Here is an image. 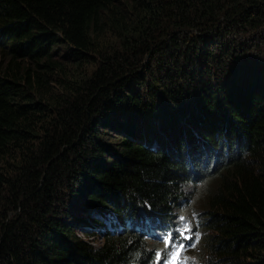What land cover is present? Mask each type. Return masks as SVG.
Instances as JSON below:
<instances>
[{"label":"trees","instance_id":"1","mask_svg":"<svg viewBox=\"0 0 264 264\" xmlns=\"http://www.w3.org/2000/svg\"><path fill=\"white\" fill-rule=\"evenodd\" d=\"M166 237L264 264V0H0V264H154Z\"/></svg>","mask_w":264,"mask_h":264},{"label":"rangeland","instance_id":"2","mask_svg":"<svg viewBox=\"0 0 264 264\" xmlns=\"http://www.w3.org/2000/svg\"><path fill=\"white\" fill-rule=\"evenodd\" d=\"M112 41L114 42L113 39H110L105 44L107 46L113 45ZM251 55H253V52L249 53V56H251ZM143 63H145V58L143 59L141 64L143 65ZM202 181L203 182H200V184L196 183L195 188H194L193 185H189V188L187 189L188 194H189L188 195V202L184 205L185 207L183 209H181L182 213L179 214V215L188 216L193 211L195 213H198L200 218H204L205 217V213H204L203 207L199 208V206H198V203L201 202L199 200L201 198L200 194L202 193V189L201 188L204 187V185L206 183V179H203ZM66 197H69V196H66ZM75 202H79V201L75 200ZM176 212L177 211L174 209L172 213L175 214ZM95 213H98V212L95 211ZM73 215H75L74 212L71 213L70 217H72ZM92 215H93V213H92ZM80 217L85 220L87 215L82 214V215H80ZM93 217H97V216L93 215ZM101 219H103V216L99 217V220H101ZM172 220L176 221L177 219L174 218ZM69 224H70V227H72L71 224L74 226V234L76 235L77 239H79L81 242L88 243L89 245H92V246H95V247L101 245L102 236H101V233L97 229H94L92 231L89 228H86L84 226L85 224L83 222L77 221V220H73V221L71 220V221H69Z\"/></svg>","mask_w":264,"mask_h":264},{"label":"snow or ice","instance_id":"3","mask_svg":"<svg viewBox=\"0 0 264 264\" xmlns=\"http://www.w3.org/2000/svg\"><path fill=\"white\" fill-rule=\"evenodd\" d=\"M184 232H187L188 231V228L187 226L185 225L184 229H183ZM183 235V233H181ZM186 239H189V237H185ZM165 247H169V244H170V237H166L163 241ZM183 245H181L180 247H177L176 250L174 252L171 253L172 255V260L169 262V264H177V261L179 259V255H180V251L182 249ZM156 257H157V261L160 260L161 258V254L158 252L156 253Z\"/></svg>","mask_w":264,"mask_h":264},{"label":"bare ground","instance_id":"4","mask_svg":"<svg viewBox=\"0 0 264 264\" xmlns=\"http://www.w3.org/2000/svg\"><path fill=\"white\" fill-rule=\"evenodd\" d=\"M162 235V234H161ZM163 237V236H162ZM164 241V240H163ZM161 250V249H160ZM166 254V253H165Z\"/></svg>","mask_w":264,"mask_h":264}]
</instances>
